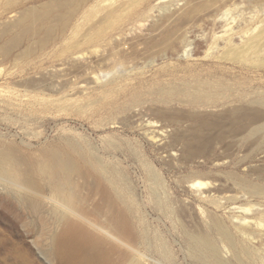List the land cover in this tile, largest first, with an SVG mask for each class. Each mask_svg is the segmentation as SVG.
Segmentation results:
<instances>
[{
    "label": "rangeland",
    "instance_id": "374dc122",
    "mask_svg": "<svg viewBox=\"0 0 264 264\" xmlns=\"http://www.w3.org/2000/svg\"><path fill=\"white\" fill-rule=\"evenodd\" d=\"M132 2L95 4L92 10L99 13L123 3L120 24L109 30L106 42L72 54L64 64L39 57L27 63L14 54L0 60V144L16 150L33 183L23 188L28 204L15 202L0 185V264H16L21 251L29 258L25 264H68L47 254L56 225L49 206L32 192L50 195L39 168L65 139L100 157L108 170L103 186L113 198L121 197L134 239L123 242L107 234L114 257L120 252L125 260L139 256L146 264H200L188 250L187 231L210 234L233 264H264V192L251 193L239 184L246 179L264 189L263 140L248 137L247 128L225 116L224 109L238 103L236 96L192 108L177 100L162 102L155 91L199 77H222L237 88L247 82L249 92L264 91L262 60L225 56L229 46L263 26L264 0ZM5 8L0 1V22L15 16ZM100 54L106 57L101 62ZM61 68L68 72L56 74ZM134 95L139 103H130ZM98 197L94 193L88 206ZM213 219L227 227L233 246L213 229ZM236 249L250 255L238 259Z\"/></svg>",
    "mask_w": 264,
    "mask_h": 264
},
{
    "label": "bare ground",
    "instance_id": "6f19581e",
    "mask_svg": "<svg viewBox=\"0 0 264 264\" xmlns=\"http://www.w3.org/2000/svg\"><path fill=\"white\" fill-rule=\"evenodd\" d=\"M0 1L6 6V12H15L14 18L4 19L0 22V57H2L0 60L10 59L14 54L13 58L17 55L18 58L27 63H30L36 57L42 59V62L44 59L47 60L46 62L55 59L62 60L59 65L66 63V60L72 54L90 46L96 47V44L105 41L109 30L120 24L122 18L119 10L125 6L122 3L121 7H115V5L113 8L102 7L103 12L100 10L102 14L99 15L100 11L96 13L94 9L92 10V7L95 4L99 7L101 0ZM135 1L139 0H134V3H136ZM97 14L98 19L94 18ZM93 18L94 20H92ZM235 34L232 32L228 42L233 40ZM55 44H59L58 50L49 53V49ZM105 46L107 47L108 44ZM102 49L104 50V48ZM262 51H264V24L255 34L242 39L240 43L229 46L225 56L236 62L251 59L264 62ZM90 56H92L91 52ZM101 56L100 54L101 60L99 56L97 58L100 62L104 57ZM78 58L80 59V57ZM76 61L79 62L77 59ZM90 62L85 66H90V64L92 66ZM72 64L69 66L70 69ZM82 64L79 65L83 67V71L78 67L82 74L84 72L86 74L85 70L87 69L81 66ZM93 64H95V61ZM59 65L58 67H60ZM75 65H73V70ZM53 67H50L52 71ZM50 68L48 70L52 72ZM65 68L68 67H64V70H66ZM55 69L58 71L60 68L57 70V67H55ZM62 69L56 74H60ZM72 69L70 72H72ZM76 71L78 72L79 69ZM193 81L192 83V81L183 80L180 83L160 86L155 91L159 94V99L162 102L177 100L192 108L205 105L215 106L219 98L235 95L238 103L236 105L232 104L229 109L225 108L224 110H228L229 113L223 112L226 113V115L223 114V117L224 115L227 117L229 114L230 122L241 123V129H248V137L254 136V140L261 137L263 141L260 143L259 148L264 152V91L249 92L247 82L240 83L238 88L232 87L222 77L217 80L199 77ZM135 102H138L137 95H134L130 101V103ZM197 115L199 116V114ZM208 123L210 125V122ZM151 132L153 131L151 130ZM255 136L257 137L255 138ZM63 143L61 148H53L42 159L39 168L40 176L46 180L50 195L40 192V189L32 191L34 195L36 194L35 196L42 197L44 203L49 206V217L56 225L55 230L49 233L50 247L46 251L47 254L65 258L68 264H146L144 260H141L143 257L139 256L137 258H133V256L128 260H125L124 254H120V252L117 257L113 256L115 244L111 242L107 234L118 240H123V242L124 239L131 241L133 238L130 221L120 209L122 202L118 198L121 199V197L118 195V198H113L112 193L110 194L103 186L102 179L107 178L108 170L100 157L94 153L84 151L69 139L63 140ZM108 179L111 181L110 178ZM196 183L198 185L203 184V182ZM239 184L251 193L264 192V189L256 185L255 182L246 179L240 181ZM0 185L6 189V193L15 202L28 204L27 194L23 191L25 185L27 188L33 186L28 176V170L22 171L20 168L18 155L14 148L1 144ZM94 193H98L99 197L89 207L88 201ZM29 204L34 212H38L34 203L32 204L29 201ZM212 224L213 229L233 246L227 227L217 219H213ZM185 235L188 250L198 263L233 264L221 255L215 239L210 234L186 231ZM235 255L239 259L241 255H250V251L236 249ZM27 259H29L28 256L21 251L16 255L15 263L25 264Z\"/></svg>",
    "mask_w": 264,
    "mask_h": 264
}]
</instances>
